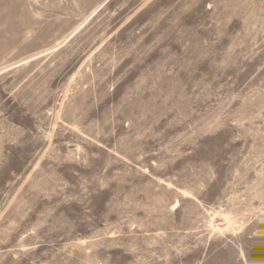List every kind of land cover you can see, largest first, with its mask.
<instances>
[{
	"label": "rangeland",
	"instance_id": "1",
	"mask_svg": "<svg viewBox=\"0 0 264 264\" xmlns=\"http://www.w3.org/2000/svg\"><path fill=\"white\" fill-rule=\"evenodd\" d=\"M0 264H264V0H0Z\"/></svg>",
	"mask_w": 264,
	"mask_h": 264
},
{
	"label": "bare ground",
	"instance_id": "2",
	"mask_svg": "<svg viewBox=\"0 0 264 264\" xmlns=\"http://www.w3.org/2000/svg\"><path fill=\"white\" fill-rule=\"evenodd\" d=\"M97 12V11H96ZM94 14V13H93ZM96 16V15H95ZM90 18V17H89ZM94 18V17H93ZM89 20V19H88ZM84 24H81L78 28H77V30L75 31V32H73L69 37H72L78 30H80L81 28H82V26H83ZM59 46V45H58ZM58 46H56V47H58ZM56 47H54V48H56ZM40 55V54H39ZM39 55H35V56H32V57H30V58H28V59H25V60H22V61H20V62H18L15 66H14V68H16V67H20V66H22V65H24V64H26V63H28V62H30V61H33V60H35V59H37V58H39ZM49 143V142H48ZM38 163V162H37ZM36 164V163H35ZM34 170H35V168H34ZM32 172V171H31ZM27 178H28V176H27ZM25 183V182H24ZM184 194L185 195H187L188 193H186V192H184ZM12 202V201H11ZM177 206H178V204H176ZM231 216V215H230ZM229 215H225V214H221V213H216V214H214V217H210V218H212L211 219V221H210V225L211 226H213V231L215 230V231H227V232H230V231H233V229H234V220L230 217ZM215 217H220L222 220H223V224H221V223H218V224H214L213 222V220H216L215 219ZM214 224V225H213ZM220 226H222V227H220Z\"/></svg>",
	"mask_w": 264,
	"mask_h": 264
}]
</instances>
